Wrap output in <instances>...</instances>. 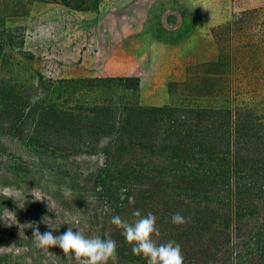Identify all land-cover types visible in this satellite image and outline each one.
<instances>
[{
    "label": "trees",
    "instance_id": "1",
    "mask_svg": "<svg viewBox=\"0 0 264 264\" xmlns=\"http://www.w3.org/2000/svg\"><path fill=\"white\" fill-rule=\"evenodd\" d=\"M211 33L217 58L197 65L203 71L191 78L196 91L188 103L129 104L121 112L111 104L86 109L77 101L41 107L25 97L26 104L9 99L0 104L5 134L18 139L29 134L39 147H84L103 156L93 172L103 199L95 217L102 224L98 236L117 242L114 261L146 264L111 223L114 215L132 223L139 210L155 215L158 243L180 244L184 264H264V6L234 12ZM98 81L140 88L137 76L68 84ZM200 97L207 102L197 103ZM32 118L34 127L27 128ZM43 125L71 143H38L53 138L42 134ZM84 137L86 143L77 142ZM174 213L187 222L174 225Z\"/></svg>",
    "mask_w": 264,
    "mask_h": 264
},
{
    "label": "rangeland",
    "instance_id": "2",
    "mask_svg": "<svg viewBox=\"0 0 264 264\" xmlns=\"http://www.w3.org/2000/svg\"><path fill=\"white\" fill-rule=\"evenodd\" d=\"M65 1L70 5L64 0H0V104L3 99L26 104L25 98L41 107L77 101L86 109L111 104L119 112L129 104H184L196 91L192 76L203 71L197 65L217 58L208 35L197 39V50L196 45L179 52L171 44L168 64L153 69L148 90H125L119 81L70 85L71 79L139 77L141 69L123 68L120 63L114 39L119 23L112 18L120 0ZM258 6H264V0H205L203 10L208 17L222 19L217 27L229 22L234 12ZM97 42L99 47L103 44L99 57ZM104 59L114 60L109 67L97 66ZM72 87L77 91L70 92ZM196 101L207 102L201 97ZM32 121L25 123L27 128L30 123L34 127ZM41 131L53 133V138L38 143L70 142L56 128L43 125ZM85 139L76 141L86 143ZM33 143L37 142L29 134L18 139L0 128V264H78L58 246L37 247L34 228L57 235L73 226L86 236L98 235L102 224L95 214L100 213L103 199L94 187L93 172L102 165L103 156L89 154L84 147L72 151L62 144L44 148ZM71 217L77 223L65 224ZM108 264L128 263L110 260Z\"/></svg>",
    "mask_w": 264,
    "mask_h": 264
},
{
    "label": "crops",
    "instance_id": "3",
    "mask_svg": "<svg viewBox=\"0 0 264 264\" xmlns=\"http://www.w3.org/2000/svg\"><path fill=\"white\" fill-rule=\"evenodd\" d=\"M204 5L205 0H120L112 13L113 20L119 23L114 36L117 52L123 68L141 69L142 90L150 89L154 68L167 66L171 44L179 52L196 45L197 50V39L210 35L211 50L217 57L211 28L222 23V19L208 17ZM100 46L97 42V56L103 49V44ZM114 59L101 60L97 66L109 67Z\"/></svg>",
    "mask_w": 264,
    "mask_h": 264
},
{
    "label": "clouds",
    "instance_id": "4",
    "mask_svg": "<svg viewBox=\"0 0 264 264\" xmlns=\"http://www.w3.org/2000/svg\"><path fill=\"white\" fill-rule=\"evenodd\" d=\"M64 194L67 196L69 193L65 191ZM128 202L134 204V197H129ZM51 203L50 201L49 207ZM132 215L137 217L132 223L122 220L118 215L111 218V223L122 229L121 234L132 245L131 250L134 255L141 254L145 258L146 264H184L179 243L173 240L158 243L154 238L159 237L160 229L153 213L149 212L142 216L139 210H135ZM171 222L174 225H183L187 221L180 213H174L171 216ZM75 223H77L75 217L65 221V224L68 225ZM73 228L76 227L71 226L57 235H53L52 231L40 233L38 229L34 228L36 246L39 248L58 246L67 259H74L78 264H108L110 260L116 259L117 242L115 240L107 235L103 238L98 235L86 236L79 228H76V231H73ZM69 254L71 255L69 256Z\"/></svg>",
    "mask_w": 264,
    "mask_h": 264
}]
</instances>
